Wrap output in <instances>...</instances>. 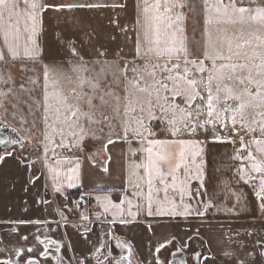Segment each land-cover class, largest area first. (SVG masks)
Here are the masks:
<instances>
[{
	"label": "snow or ice",
	"instance_id": "snow-or-ice-1",
	"mask_svg": "<svg viewBox=\"0 0 264 264\" xmlns=\"http://www.w3.org/2000/svg\"><path fill=\"white\" fill-rule=\"evenodd\" d=\"M127 7L126 0H0V115L27 135V141L24 137L0 139V164L14 157L17 144L21 155L15 158L24 163L26 142L33 143L37 153L43 152L47 159L49 151L80 149L89 138L103 139L105 148L118 141L129 145L135 141L140 147H129V151L142 153V159L131 165L127 180L133 189L131 197L120 204L107 195L97 197L103 213L113 216L109 223L129 224L141 213L148 217L204 216L218 206L211 198L207 202L197 198L208 195L207 161L200 142L158 139L154 129L163 125L162 131L177 137L211 125L212 142L229 144H236L234 137L243 130L248 138L240 137L232 159L238 162L239 179L251 187L257 201L259 216L255 219L264 217V0H136L131 25L121 27L116 20L122 33H132L134 55L130 58L109 59L100 49L95 59H88L76 39L68 38L64 45L70 56L66 70L49 68L44 74L37 134L36 119H29L32 107L25 109L17 95L26 86L23 82L17 86L5 66L14 65L21 56L30 61L42 56L38 37L45 13L75 17L80 10L126 11ZM189 18L202 19L201 35L194 38L200 40L198 46L186 36ZM14 99L16 103H12ZM217 128L233 135H219ZM60 190L57 186L56 191ZM233 196L235 203L227 211L239 217L246 206L241 205L240 195L233 192ZM14 231L18 233V229ZM235 236L241 233L236 231ZM247 236L257 237L250 249L243 240L228 237L240 247L224 249L227 264H264V235L253 230ZM19 238L28 240L26 235ZM3 239L0 237V243ZM35 239L45 246L40 253L45 258L49 248L60 252L71 247L70 242ZM187 246V241L180 245L176 237L159 243L152 264H167L160 259L162 250L172 247L175 255ZM116 247L121 252L113 255L107 241L98 239L79 258L61 256L58 264H133L132 246L117 241ZM33 251V247H13L0 258V264H39L28 255ZM196 259H211L215 264V257ZM181 264L188 262L181 260Z\"/></svg>",
	"mask_w": 264,
	"mask_h": 264
},
{
	"label": "crops",
	"instance_id": "crops-1",
	"mask_svg": "<svg viewBox=\"0 0 264 264\" xmlns=\"http://www.w3.org/2000/svg\"><path fill=\"white\" fill-rule=\"evenodd\" d=\"M126 2V11L112 8L80 10L75 17L71 14L45 13L43 30L38 37L43 54L35 60L58 59L69 55L64 45L70 37L76 39L86 54H97L102 49L108 58L113 55L131 56L134 54L132 33H122L116 25L117 19L121 27L131 25L134 19L133 5L136 0ZM89 35L91 40L88 39ZM186 36L188 38L187 31ZM28 59L21 56L18 61ZM216 133L233 135L219 128ZM213 136V128L209 125L207 130L195 134L181 132L177 137L157 134L156 138L200 142L199 146L204 149L203 158L207 161L205 187L208 195L197 198L205 202L211 198L218 207L208 209L204 216L148 217L141 213L129 224L109 223L113 216L111 212L103 213V206L97 197L107 195L116 204H120L126 196L131 197L133 189L127 180L132 171L131 165L140 162L142 153L132 155L129 147L138 149V143L132 141L129 145L118 141L105 148L104 142L99 139H87L80 149L57 148L55 152L49 151L45 159L43 152L38 154L35 146L32 148L26 142L23 149V157L26 158L24 163L15 158L21 155V150L16 148L14 157L0 164V237L4 238L0 243V258L6 257L13 247H33V253L28 255L39 264H58L61 256L79 258L99 239L107 241L113 255L121 252L116 247L117 241L130 244L133 248V264H152L159 243L176 237L180 245L187 241L188 246L183 252L189 264H196V255L215 257V264H227L222 254L224 249L240 247L230 243L228 237L243 240L250 249L257 237H248L247 232L255 230L264 235V229L261 228L264 217L255 219L259 216L257 201L251 187L239 179L236 173L238 162L232 159L240 146V137L247 139V135L241 130L240 135L234 137L236 144L213 143ZM103 167H107L108 171L104 172ZM69 184L72 186L69 187ZM57 186H60L59 192L56 191ZM195 187L196 182L193 181L194 190ZM233 192L242 197L241 205L246 206L239 217L227 211L236 200ZM191 203L195 206L196 201L192 200ZM84 216L89 219H83ZM125 219L130 217L125 216ZM37 220L41 223H16ZM17 229L18 233L14 231ZM85 229H91V232ZM236 231L241 236H235ZM25 235L28 236L27 241L19 238ZM37 236L55 239L64 245L70 242L71 247L60 252L49 248L45 258L40 255L45 246L35 239ZM84 236L88 237L87 241ZM173 252L172 247L162 250L160 259L169 264ZM198 264L213 262L211 259H201Z\"/></svg>",
	"mask_w": 264,
	"mask_h": 264
},
{
	"label": "rangeland",
	"instance_id": "rangeland-1",
	"mask_svg": "<svg viewBox=\"0 0 264 264\" xmlns=\"http://www.w3.org/2000/svg\"><path fill=\"white\" fill-rule=\"evenodd\" d=\"M201 25H202V19H193V18H189L186 24L188 39L190 42L196 44L197 46L199 45L200 40L194 38L200 37L202 31ZM84 55L85 57L87 56L86 58L88 59H95L97 56L96 53L86 54V52L84 53ZM133 55L134 54H131V56ZM131 56H129V58ZM112 57H114V55L110 56L109 59H111ZM69 59H70L69 55L62 56L61 58L58 59L44 58L41 60H33V61H30L28 59V60L18 61L14 65L12 64L6 65L4 68V71L6 73L10 72L11 75L15 77L17 86H19L22 82L25 84L26 88L24 92L22 94L17 93V95L20 96L21 102L25 109H27L29 106L32 107L33 113L32 115L29 116V119L30 120L33 118L36 119L37 134L40 127L39 116L40 113L42 112L41 102L43 101V92L45 87V80H44L45 71L46 69L49 68L55 69L56 71L66 70L67 65L65 62L68 61ZM54 79H55L54 75L50 76L49 83L51 84L54 81ZM12 103H16V100L14 99ZM4 119L11 126L19 130L27 139L26 133L23 130H21L14 121H12L10 118L4 117ZM113 126L115 127V124ZM163 127H164L163 125H160L154 130L156 131L157 134L169 135L167 132L162 131ZM203 130L204 129H198L197 132L198 131L202 132ZM105 131L107 132V129ZM90 139L94 140V138H89L88 140L90 141ZM99 141L104 142L103 139H99ZM30 144L33 148L34 144L33 143ZM33 150H35V148Z\"/></svg>",
	"mask_w": 264,
	"mask_h": 264
},
{
	"label": "water",
	"instance_id": "water-1",
	"mask_svg": "<svg viewBox=\"0 0 264 264\" xmlns=\"http://www.w3.org/2000/svg\"><path fill=\"white\" fill-rule=\"evenodd\" d=\"M13 129H15V131ZM18 137H24V136L19 130H17L16 128L11 126L3 118L2 115H0V139L11 140V139H16ZM25 140H26V138H25ZM25 145H26V143H25ZM25 145H24V148H25ZM16 148L20 150V145L17 144ZM8 149L11 150L12 146L9 145ZM198 256L199 255H196V257H198ZM196 257L194 258V261H195L196 264H198L199 261H197ZM181 260H184L185 262H188L187 257H186V255H185V253L183 251H179L175 255L172 254V257H171V260H170L169 264H181ZM188 264H189V262H188Z\"/></svg>",
	"mask_w": 264,
	"mask_h": 264
},
{
	"label": "built area",
	"instance_id": "built-area-1",
	"mask_svg": "<svg viewBox=\"0 0 264 264\" xmlns=\"http://www.w3.org/2000/svg\"><path fill=\"white\" fill-rule=\"evenodd\" d=\"M82 229V227H80V230Z\"/></svg>",
	"mask_w": 264,
	"mask_h": 264
}]
</instances>
